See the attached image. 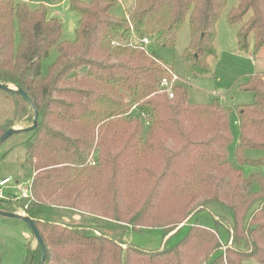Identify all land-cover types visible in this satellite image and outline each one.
Returning <instances> with one entry per match:
<instances>
[{"label": "trees", "instance_id": "trees-1", "mask_svg": "<svg viewBox=\"0 0 264 264\" xmlns=\"http://www.w3.org/2000/svg\"><path fill=\"white\" fill-rule=\"evenodd\" d=\"M69 1L79 15L71 42L62 40L61 22L47 17L44 4L30 9L24 0H0V83L22 89L38 113L25 142L29 194L0 198V210L34 221L44 264H264V177H245L241 169L260 163L246 158L247 150L264 149V75L239 84L254 98L236 107L233 164L229 109L216 96L204 105L189 102L178 83L168 97L160 82L170 79V66L140 42L173 48L187 19L182 59L192 74L208 75L227 0H134L124 18L110 14L117 0ZM227 19L241 23L240 51H249L254 33L257 57L264 48V0H236ZM52 47L56 59L43 73ZM9 93L14 112L0 122V136L33 121V107ZM212 203L230 216L213 214L212 226L200 224L197 215ZM142 228L161 229L158 247L125 240L129 229ZM30 233L22 264H41Z\"/></svg>", "mask_w": 264, "mask_h": 264}, {"label": "rangeland", "instance_id": "rangeland-1", "mask_svg": "<svg viewBox=\"0 0 264 264\" xmlns=\"http://www.w3.org/2000/svg\"><path fill=\"white\" fill-rule=\"evenodd\" d=\"M30 9L44 4L47 9V17L57 18L62 25V40L73 41L79 15L70 9L69 0H24ZM88 2L89 0H80ZM134 0H117V4L110 9V14L118 17H127L128 11L133 6ZM236 5V0H227L215 25L214 48L215 56L207 58L210 74L196 76L191 73L182 59V52L190 41L189 23L186 19L184 25L176 36L173 48L149 41L146 48L162 58L171 68V72L177 77L176 83L187 88L189 102L194 104H208L216 96L224 107L228 108L229 126L232 134V142L227 152L230 161L234 164V149L238 138V115L236 107L249 104L253 101V94L240 89L239 84L245 82L251 75H264V48L257 57L252 55L255 43L254 33L249 36V51L242 52L237 45V31L241 23H230L227 19L228 11ZM57 56L56 47H52L46 58L42 60V72L45 73L48 66L54 62ZM14 112V98L7 90L0 88V122L11 118ZM31 131H20L11 134L0 146V153H6L0 160V180L9 177L10 181L1 185L4 198L12 199L8 195L20 196L22 189H28L33 171L25 159V142L30 137ZM245 157L260 163H244L241 166L242 173L248 177L252 173H259L264 177V149H249ZM235 166V165H234ZM7 196V197H6ZM14 200V199H12ZM213 214L230 216L228 209L219 204H209L208 210L200 212L196 218L205 226H212ZM195 218L189 219L180 227L169 240L174 244L187 231ZM221 238L226 239L225 231L221 230ZM28 224L20 219L0 215V256L1 264H22L26 239L30 236ZM162 232L160 228H142L141 230L129 229L125 240L137 246L153 249L160 245ZM242 264H260L254 259H245Z\"/></svg>", "mask_w": 264, "mask_h": 264}, {"label": "water", "instance_id": "water-1", "mask_svg": "<svg viewBox=\"0 0 264 264\" xmlns=\"http://www.w3.org/2000/svg\"><path fill=\"white\" fill-rule=\"evenodd\" d=\"M0 88L7 90L8 92L12 91L17 93L18 95H20L29 105H31L33 107L32 101L30 100V98L26 95V93L20 89V88H12L7 84H2L0 83ZM33 121H32V125L27 127V128H16V127H11L8 128L7 130H5L1 136H0V143H2L4 140H6L11 134L13 133H17L20 131H31L36 127V123H37V117H38V113L37 110L33 107ZM0 215L2 216H6V217H13V218H17L20 219L24 222H26L30 228V230L32 231L33 236L35 237V240L37 241V243L40 245L41 248V264H44V260H45V256H46V251H45V247L43 245L42 239L39 235V232L35 226L34 221L23 214H19V213H14V212H8V211H3L0 210Z\"/></svg>", "mask_w": 264, "mask_h": 264}, {"label": "built area", "instance_id": "built-area-1", "mask_svg": "<svg viewBox=\"0 0 264 264\" xmlns=\"http://www.w3.org/2000/svg\"><path fill=\"white\" fill-rule=\"evenodd\" d=\"M140 42L143 46H146L149 43V39L143 38L140 40ZM176 80H177V77L171 72L170 79L163 78L160 82V87L162 88L161 91H165L168 97L170 98L173 96L171 88H172V85L176 83ZM9 181H10L9 178H4L0 180V186L5 185ZM28 194H29V189H22L20 193V197H26ZM3 197L4 195H3L2 189L0 188V198H3Z\"/></svg>", "mask_w": 264, "mask_h": 264}, {"label": "crops", "instance_id": "crops-1", "mask_svg": "<svg viewBox=\"0 0 264 264\" xmlns=\"http://www.w3.org/2000/svg\"><path fill=\"white\" fill-rule=\"evenodd\" d=\"M4 178H9V177H4ZM4 178H2V179H4ZM224 240V239H223Z\"/></svg>", "mask_w": 264, "mask_h": 264}]
</instances>
